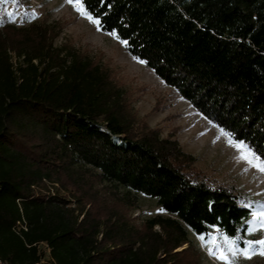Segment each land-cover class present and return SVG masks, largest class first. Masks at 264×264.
<instances>
[{"label":"trees","instance_id":"obj_1","mask_svg":"<svg viewBox=\"0 0 264 264\" xmlns=\"http://www.w3.org/2000/svg\"><path fill=\"white\" fill-rule=\"evenodd\" d=\"M80 4L102 33L127 41L132 58L264 161V0ZM55 35L40 24L0 27V259L193 264L189 235L213 229L244 247L255 208L246 194L194 173L197 159L130 113L109 70L53 47ZM138 195L162 212L141 228L128 216Z\"/></svg>","mask_w":264,"mask_h":264},{"label":"rangeland","instance_id":"obj_2","mask_svg":"<svg viewBox=\"0 0 264 264\" xmlns=\"http://www.w3.org/2000/svg\"><path fill=\"white\" fill-rule=\"evenodd\" d=\"M80 7L81 4L69 3L68 0H0V27L26 28L30 24L51 27L56 34L53 47L74 51L109 70L112 82L129 103L130 113L145 120L150 128L160 131L162 137L176 140L185 153L197 159L194 173L214 185L243 192L254 203L255 208L251 212L257 214V220H253L251 213L244 247L215 229L203 240L190 234L193 264H264L261 245L255 243L264 240V228L257 222L264 213V172L241 159L242 155H248L254 165L257 163L253 159L254 154L244 145L238 148L236 145L239 143L209 123L175 90L167 87L143 63L132 58L124 44L114 36L102 33L86 15H81ZM10 55L15 62L16 55ZM123 194L124 190H120L119 195ZM59 195L65 196V193L60 192ZM160 215L162 212L156 202L141 195L135 197L134 207L128 213L139 228ZM153 231L158 232L159 228L154 227ZM225 239L232 242L234 254L228 251ZM213 243L219 245L227 261L209 255L208 246ZM186 248L184 245L176 252ZM41 249L47 255L46 248L41 246ZM245 249L250 258L242 255Z\"/></svg>","mask_w":264,"mask_h":264},{"label":"snow or ice","instance_id":"obj_3","mask_svg":"<svg viewBox=\"0 0 264 264\" xmlns=\"http://www.w3.org/2000/svg\"><path fill=\"white\" fill-rule=\"evenodd\" d=\"M69 3H73V0H68ZM75 3L76 4H80V0H75ZM79 11L81 12V15H86L87 18L89 19L90 22L96 24L99 28V25H100V19L99 18H94L91 14H86L83 7H80L79 8ZM111 35L115 36L116 33L113 32L111 33ZM122 44H124L125 46H127V41H121ZM143 63V61H141ZM238 148H242L243 147V143L240 142L239 144L236 145ZM241 159H246L248 161V163L254 167H257L260 171L264 172V161L260 160L259 157H255L253 155V159H255L257 161L256 164H252V159H249L248 158V155H242L241 156ZM264 207V206H262ZM252 216H253V220L256 221L257 220V214L256 213H252ZM259 226L261 228H264V213L261 214V218L257 221ZM254 230V229H253ZM201 239L203 240L204 238L201 237ZM224 243L226 245H228V251L230 252H233L234 254V249L231 247V241L225 239ZM251 243V242H250ZM255 243H258L261 245V252L260 254L261 255H264V240H260V241H256ZM219 252V254H217ZM208 253L209 255H214L217 259L219 260H223V261H227V256L224 254L223 251H220L219 249V245H216V244H210V246H208ZM242 255H244L246 258H250L248 256V253H247V249L243 250L242 252Z\"/></svg>","mask_w":264,"mask_h":264},{"label":"built area","instance_id":"obj_4","mask_svg":"<svg viewBox=\"0 0 264 264\" xmlns=\"http://www.w3.org/2000/svg\"><path fill=\"white\" fill-rule=\"evenodd\" d=\"M0 264H10V263H8V262L5 261V260L0 259Z\"/></svg>","mask_w":264,"mask_h":264}]
</instances>
